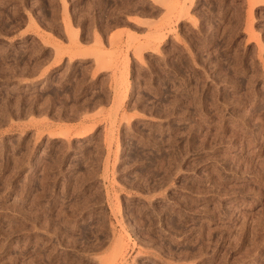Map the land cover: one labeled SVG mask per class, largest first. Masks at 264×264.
Segmentation results:
<instances>
[{
  "label": "rangeland",
  "instance_id": "374dc122",
  "mask_svg": "<svg viewBox=\"0 0 264 264\" xmlns=\"http://www.w3.org/2000/svg\"><path fill=\"white\" fill-rule=\"evenodd\" d=\"M0 264H264V0H0Z\"/></svg>",
  "mask_w": 264,
  "mask_h": 264
}]
</instances>
